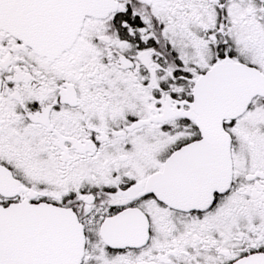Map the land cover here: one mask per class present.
Instances as JSON below:
<instances>
[{
	"label": "snow or ice",
	"instance_id": "snow-or-ice-1",
	"mask_svg": "<svg viewBox=\"0 0 264 264\" xmlns=\"http://www.w3.org/2000/svg\"><path fill=\"white\" fill-rule=\"evenodd\" d=\"M0 264H264V0H0Z\"/></svg>",
	"mask_w": 264,
	"mask_h": 264
}]
</instances>
